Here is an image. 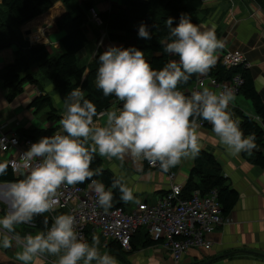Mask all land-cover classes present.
<instances>
[{"label": "clouds", "instance_id": "1", "mask_svg": "<svg viewBox=\"0 0 264 264\" xmlns=\"http://www.w3.org/2000/svg\"><path fill=\"white\" fill-rule=\"evenodd\" d=\"M173 22L171 17L165 21L169 31L162 44L164 52L178 60L155 70L141 50L109 46L99 55L95 86L122 106L98 111L92 101L84 99L83 90L75 88L64 99L61 132L40 138L22 154L23 167L29 172L8 185L4 199L9 211L0 217V247L10 249L15 242L20 249L15 258L21 264H42L49 256L56 258L55 264H118L114 256L101 252L98 237L91 243L84 238L71 214L56 215L51 223L45 217L43 230L35 234L17 232V226L29 225L37 216L53 211L61 188L88 181L105 213L113 207V189L119 190V200L125 204H139L133 190L120 179H114L107 190L94 179L103 174L102 167H91L97 153L121 162L126 157L146 160L167 173L199 156L203 121L212 125L230 156L251 155L256 149L255 135L245 136L239 119L229 111L235 99L232 91L203 88L185 94L178 90L193 76H206L225 44L217 38L214 26L195 24L187 14H181L177 26ZM138 36L151 39L143 23ZM6 171L7 165L0 164V176Z\"/></svg>", "mask_w": 264, "mask_h": 264}, {"label": "crops", "instance_id": "2", "mask_svg": "<svg viewBox=\"0 0 264 264\" xmlns=\"http://www.w3.org/2000/svg\"><path fill=\"white\" fill-rule=\"evenodd\" d=\"M83 3H90L99 15L108 12L118 13L124 9L121 0H73V4L69 7L60 1L50 0V8L45 13L19 28L23 40L26 41L24 33L29 32L28 42L30 45H45L51 49L53 56H59L62 53L59 41L65 33L58 29L57 22L66 13L77 14L76 6L82 9ZM201 3V8L192 15L193 20L198 25L214 26L217 38L224 41L225 44L224 49L217 53L216 65L220 63V58L226 54V51L241 52L245 58L246 69L252 78L254 89L264 104V6L253 0H207V2L201 0ZM84 13L87 20L82 26V31L87 39V44L77 55L78 66L84 68L83 78L88 74L99 48L104 52L109 46L135 47L144 53L148 62L152 58L160 56L159 52H150L141 48L142 45L139 43L145 40V46H147L153 42V39H143L138 35H133L127 36L125 41H111L109 35L126 37L125 33L108 30L103 23L90 22L88 11H84ZM33 29L37 31L33 32ZM160 43L162 44L163 41ZM15 51V45L0 49V72L14 63ZM168 58V61L178 60V57L174 56L168 55ZM31 71L36 73L37 67L33 66ZM208 76L207 74L203 77ZM38 79L40 89L36 85L25 84L22 93L13 101L7 99L8 90L0 79V134L35 136V141L38 142L42 137L53 136L54 133L61 132V125L57 123V120L48 121V109L35 112L30 107L32 100L47 94L58 110V117L62 118L65 114V104L62 103L55 87L41 76ZM191 88L192 86L183 89L179 86L178 90L189 94ZM203 88L210 89L207 83ZM212 90L220 92L219 88ZM85 94L86 92L83 90V95ZM121 106L122 102L113 97L110 108L118 110ZM229 111L234 114V119H237L238 113L241 112L253 119L259 117L255 113L251 101L241 94L235 95ZM205 122L207 126H203L201 123L199 129L202 133L200 137L201 151L213 156L226 179V185L237 194V201L231 211L227 216L222 214L225 223L215 228L207 237V247L190 249L181 261L174 263L160 244L142 246L146 241L144 229H139L136 232L137 235L132 240V244L130 243L131 249L127 252L116 251L109 245L114 243L113 241H105L97 231L92 232L87 228L86 240L89 243L92 242L94 236L98 237L101 252H107L114 256L118 264H264V179H262L264 169L251 163L250 155L247 153H241L239 157L230 156L225 147L220 144L212 128L209 127L212 125ZM35 131H47L48 134L38 135L35 134ZM252 153H255V150ZM13 154L0 153V164L6 165L8 156ZM97 155L100 157L98 153ZM100 159L102 160V169L112 172L122 183L133 190L134 197L138 198L140 203L147 204L156 203L170 190L172 184L179 185L183 189L194 167V160H188L164 173L147 167L142 160H133L130 157H126L123 162L115 158L108 160L100 157ZM8 171L0 176V217L9 211V204L4 199L8 185L27 175L16 176ZM170 174L173 175L172 179L169 178ZM2 177H10L12 181L2 180ZM194 181L198 182L196 179ZM136 205L138 204L129 202L126 208L131 209ZM60 214L61 212H56L55 215ZM42 216L49 218L47 213ZM40 231L42 229L36 225L35 221L29 225L17 226V232L21 236ZM18 250L20 249L15 242L10 249L0 247V264H21L15 258V253ZM55 260V257L49 256L42 261V264H55Z\"/></svg>", "mask_w": 264, "mask_h": 264}, {"label": "trees", "instance_id": "3", "mask_svg": "<svg viewBox=\"0 0 264 264\" xmlns=\"http://www.w3.org/2000/svg\"><path fill=\"white\" fill-rule=\"evenodd\" d=\"M56 1H60L67 7L73 4V0ZM121 1L124 9L118 13H101L99 15L101 23L108 30L125 33L126 37L109 35L111 41H125L127 36L138 35L139 26L141 23L145 24L151 34L153 42L147 46H145V40L139 43L143 49L160 53L159 57L152 58L149 61L155 70L162 69L169 60L168 54L164 52L163 44L160 43L168 35L169 31L165 25V21L169 17L174 18L172 26L175 27L179 23L181 14H187L190 16L192 22L197 24L193 20L192 15L202 5L201 0ZM253 1L264 6V3H262L264 2L263 0ZM82 6V9L76 6L77 14L72 15L69 12L58 20L57 27L59 30L64 31L65 34L59 41L62 53L59 56H53V52L49 47L45 45H30L28 41H24L19 31L22 25L45 13L50 8V0H0V49L10 47L11 45L16 46L14 63L0 72V79L3 81L4 87L8 90L7 99L9 101H13L22 93L25 84L36 85L40 89L38 77L41 76L55 87L63 104L68 93L75 88H81L86 92L83 95L84 99L92 101L97 106L98 111L110 108L113 97H104L102 92L95 86L96 74L99 68V55L103 51L100 48L97 50L89 72L84 78V68L78 66L77 55L87 44V39L82 31V26L87 20L84 11L87 12L92 7L90 3H83ZM33 66L37 67L36 73L31 71ZM208 75L216 78L218 82L230 81L235 75H239L243 84L239 88L238 94H241L251 101L255 113L264 121V104L254 89L252 78L247 69H243L242 67L225 69L218 63L215 68L210 69ZM196 78L197 76H193L188 84H181L180 87L183 89L190 88L193 86ZM30 107L35 112L48 109V121L57 120V123H59L62 119L58 117V110L47 94L32 100ZM238 114L237 119L240 121V127L245 136L254 134L256 137L255 143L257 147L255 153L250 155V162L264 169V140L262 129L253 118L244 115L242 112ZM201 123L203 126H207L205 121ZM209 127L212 128V126ZM35 134L46 135L48 132L35 131ZM20 137L35 141V136ZM258 150H262V152ZM145 164L148 167L147 163ZM91 167L92 169L102 167V160L97 154L94 155ZM7 170L11 172L8 167ZM94 179L103 182L107 190L113 180L118 178L109 170L103 169V174L94 177ZM195 179L198 182H195ZM2 180L12 181L10 177H2ZM90 182L78 184V186L86 187ZM195 190L200 191L202 195H206L210 191L215 190L224 216L228 215L237 201V194L226 185V179L223 177L218 163L213 156L204 151H200L199 156L194 159V167L188 182L181 191V198L189 199ZM113 192L115 199L112 209L123 208L129 210L126 208L128 203L125 204L119 200V190L113 189ZM44 218L45 216H37L34 219L36 225L42 230L44 228L42 224ZM135 235L131 239V244ZM145 238L146 241L143 242L142 246L158 244V242H154L148 238L147 233L145 234ZM109 245L116 251L122 250L115 242Z\"/></svg>", "mask_w": 264, "mask_h": 264}, {"label": "built area", "instance_id": "4", "mask_svg": "<svg viewBox=\"0 0 264 264\" xmlns=\"http://www.w3.org/2000/svg\"><path fill=\"white\" fill-rule=\"evenodd\" d=\"M88 15L90 22L101 23L95 8L91 7ZM220 64L225 69H246L247 66L243 54L237 50L226 51L220 58ZM206 83L211 91L213 88H219L220 91L230 90L235 96L243 81L239 75H235L230 81L221 82L211 76H200L196 78L189 94L201 90ZM254 120L260 124L264 140V121L259 117ZM32 143L35 142L16 134H0V153H14L6 160L7 167L14 175L28 174L29 169L23 167L22 154ZM142 161L149 168L160 170L158 165L153 167L146 160ZM37 162L39 161H34ZM169 178L172 179L173 175L170 174ZM89 184L86 187L76 185L61 188L57 196L59 203L53 211L47 213L50 220L56 216V212L74 215L77 219V230L85 239L86 230L89 228L92 232L97 231L105 241L117 243L126 252L131 249L132 237L139 229H144L149 238L158 242L172 261L178 263L190 249L207 247L209 234L225 223L215 190L206 195L195 190L189 199H182L181 187L172 184L170 190L154 204L141 202L129 210L114 208L105 213L98 205V198Z\"/></svg>", "mask_w": 264, "mask_h": 264}, {"label": "water", "instance_id": "5", "mask_svg": "<svg viewBox=\"0 0 264 264\" xmlns=\"http://www.w3.org/2000/svg\"><path fill=\"white\" fill-rule=\"evenodd\" d=\"M37 30L36 29H33V32H36ZM30 33L29 32H25L24 33V36H25V40L26 41H29V38H28V35H29Z\"/></svg>", "mask_w": 264, "mask_h": 264}, {"label": "bare ground", "instance_id": "6", "mask_svg": "<svg viewBox=\"0 0 264 264\" xmlns=\"http://www.w3.org/2000/svg\"><path fill=\"white\" fill-rule=\"evenodd\" d=\"M219 199V198H218ZM223 211V210H222ZM136 236V235H135ZM134 239V238H133Z\"/></svg>", "mask_w": 264, "mask_h": 264}, {"label": "rangeland", "instance_id": "7", "mask_svg": "<svg viewBox=\"0 0 264 264\" xmlns=\"http://www.w3.org/2000/svg\"><path fill=\"white\" fill-rule=\"evenodd\" d=\"M104 166H105V164H104Z\"/></svg>", "mask_w": 264, "mask_h": 264}]
</instances>
